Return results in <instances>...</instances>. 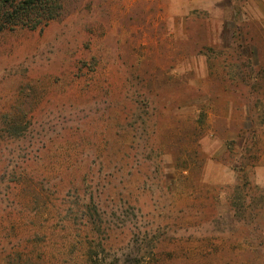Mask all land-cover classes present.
I'll list each match as a JSON object with an SVG mask.
<instances>
[{"label":"rangeland","instance_id":"obj_1","mask_svg":"<svg viewBox=\"0 0 264 264\" xmlns=\"http://www.w3.org/2000/svg\"><path fill=\"white\" fill-rule=\"evenodd\" d=\"M59 2L0 32V264H264V0Z\"/></svg>","mask_w":264,"mask_h":264},{"label":"trees","instance_id":"obj_2","mask_svg":"<svg viewBox=\"0 0 264 264\" xmlns=\"http://www.w3.org/2000/svg\"><path fill=\"white\" fill-rule=\"evenodd\" d=\"M60 9L59 0H0V15L4 19L0 22V32L11 23L35 29L53 19ZM36 10H41L42 15L33 20L32 15ZM93 264L100 263L95 261Z\"/></svg>","mask_w":264,"mask_h":264}]
</instances>
